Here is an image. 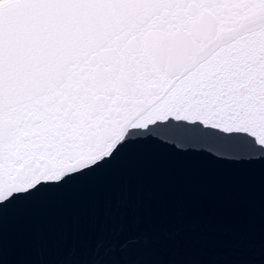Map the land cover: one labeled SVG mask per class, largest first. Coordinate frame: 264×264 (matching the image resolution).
Masks as SVG:
<instances>
[{"label":"snow or ice","instance_id":"obj_1","mask_svg":"<svg viewBox=\"0 0 264 264\" xmlns=\"http://www.w3.org/2000/svg\"><path fill=\"white\" fill-rule=\"evenodd\" d=\"M139 140L264 158V0H0V211Z\"/></svg>","mask_w":264,"mask_h":264},{"label":"water","instance_id":"obj_2","mask_svg":"<svg viewBox=\"0 0 264 264\" xmlns=\"http://www.w3.org/2000/svg\"><path fill=\"white\" fill-rule=\"evenodd\" d=\"M0 264H264V158L139 140L0 211Z\"/></svg>","mask_w":264,"mask_h":264}]
</instances>
